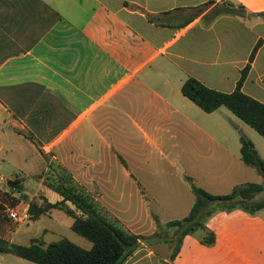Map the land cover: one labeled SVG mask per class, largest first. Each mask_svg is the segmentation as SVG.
<instances>
[{"label":"crops","instance_id":"obj_1","mask_svg":"<svg viewBox=\"0 0 264 264\" xmlns=\"http://www.w3.org/2000/svg\"><path fill=\"white\" fill-rule=\"evenodd\" d=\"M261 13L264 0H0V170L23 185L48 162L85 193H129L142 209L186 195L188 214L182 177L208 178L214 195L236 162L202 126L214 112L181 87L233 92L259 46L242 92L264 103ZM2 217L0 239L30 245Z\"/></svg>","mask_w":264,"mask_h":264},{"label":"rangeland","instance_id":"obj_2","mask_svg":"<svg viewBox=\"0 0 264 264\" xmlns=\"http://www.w3.org/2000/svg\"><path fill=\"white\" fill-rule=\"evenodd\" d=\"M202 126L228 148L236 162L233 167V177L229 179L232 183L217 187L215 189L217 194L214 195H227L234 187L247 183L264 184V176L254 168L241 164L239 153V138L244 136L251 140L261 158L264 159V138L224 107L219 108L207 118L203 117ZM44 165L49 168L44 176L42 174L28 178L25 183L22 182L21 192L9 187L7 183L0 182V215L3 216L10 230L18 229V232L22 230L20 235L24 244H28L30 238L35 237L42 238L46 244L66 238L86 248L91 243L71 230L73 219L60 210H54L48 215L41 216L35 222L29 218V215L28 219L19 224H13L6 218L3 212L5 204L16 207L20 203L18 210L22 213L25 208L24 204L31 202L40 204L45 196L50 200H52L51 197L57 198L56 194L51 193L49 189L47 193H50L51 197L50 194L43 195L38 187L40 183L44 186L47 182L55 184L58 180L57 175L63 176L65 173L52 171L48 162ZM11 172L12 170H0V176L10 180ZM182 178L189 187L186 177ZM209 182L210 180L206 177L198 179L197 182L193 181L197 187L203 189L209 188L207 185ZM231 184H234L233 188ZM88 195L95 200L96 207L109 221H115L125 230L143 238L135 257L136 260L141 259L139 264H163V262L172 264H264V209L251 214L241 209L239 205L229 209L220 203H211L207 207L211 213L204 218L202 226L182 239L179 254L175 261H170L174 244L171 239L176 240L179 235L175 228L168 229L165 224L169 221L181 220L188 215L182 204L189 200L186 195H182L185 198L177 204L174 201L172 203L168 201L160 205H148L145 209L137 207L134 195L129 193L98 194L92 191ZM173 195L168 192L164 196L170 198ZM254 200H264V192L257 195ZM209 231L215 233L216 243L207 247L201 244V241ZM154 233L158 235L153 236ZM130 260L131 257L128 261ZM128 261L125 264H128Z\"/></svg>","mask_w":264,"mask_h":264},{"label":"trees","instance_id":"obj_3","mask_svg":"<svg viewBox=\"0 0 264 264\" xmlns=\"http://www.w3.org/2000/svg\"><path fill=\"white\" fill-rule=\"evenodd\" d=\"M260 16L264 17V13ZM258 48L259 46H256L253 49L249 63L241 71L233 92L224 93L210 89L196 79L189 78L183 83L181 93L204 113L211 114L221 107L226 108L264 138V103L242 92L250 64ZM239 142L241 161L264 176V159L260 157L253 143L244 136H240ZM185 179L189 183L195 202L186 217L165 224L168 229L175 228L179 235L176 240L171 239L174 244L170 261H174L177 257L182 239L202 226L204 218L211 213L207 210L211 203H220L229 209L239 205L241 209L251 214L264 209V200H254L257 195L264 192V184L247 183L234 187L227 195H213L197 187L191 178ZM7 184L18 192L23 190L18 179L9 180ZM45 185L56 194L57 198L52 201L45 197L40 204L31 202L28 208L29 218L37 221L53 210H60L73 219L71 230L89 241L91 248L83 249L66 238L47 245L41 238H33L28 246L0 239V253L11 254L34 264H125L137 251L143 238L104 217L96 207L95 200H92L71 177L63 176L58 178L55 184L47 182ZM157 235V233L153 234V236ZM215 243L216 235L212 231L207 232L201 241V244L207 247ZM163 264L172 263L163 262Z\"/></svg>","mask_w":264,"mask_h":264},{"label":"built area","instance_id":"obj_4","mask_svg":"<svg viewBox=\"0 0 264 264\" xmlns=\"http://www.w3.org/2000/svg\"><path fill=\"white\" fill-rule=\"evenodd\" d=\"M10 180H15V179H10ZM9 180L4 179L3 177H0V182L7 183ZM20 205V203H19ZM18 205V206H19ZM18 206L16 207H11L10 204H5L3 205V212L5 213L6 218L8 219L9 222L13 224H19L24 222L26 219H28V209L29 205L24 204L25 208L23 209V212L18 210Z\"/></svg>","mask_w":264,"mask_h":264},{"label":"water","instance_id":"obj_5","mask_svg":"<svg viewBox=\"0 0 264 264\" xmlns=\"http://www.w3.org/2000/svg\"><path fill=\"white\" fill-rule=\"evenodd\" d=\"M231 7H233V6H231Z\"/></svg>","mask_w":264,"mask_h":264}]
</instances>
